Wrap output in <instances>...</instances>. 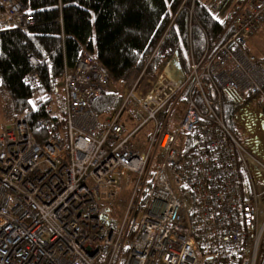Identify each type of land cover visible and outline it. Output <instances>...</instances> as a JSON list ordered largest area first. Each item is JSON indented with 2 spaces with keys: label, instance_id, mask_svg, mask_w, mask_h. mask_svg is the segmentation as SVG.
I'll use <instances>...</instances> for the list:
<instances>
[{
  "label": "built area",
  "instance_id": "2783aa9c",
  "mask_svg": "<svg viewBox=\"0 0 264 264\" xmlns=\"http://www.w3.org/2000/svg\"><path fill=\"white\" fill-rule=\"evenodd\" d=\"M184 6L190 18L202 7L226 39L191 59L187 76L174 57L149 77L147 58L126 80L120 108L100 125L90 108L109 79L83 54L73 72L64 70L63 131L50 107L35 124L41 140L11 117L0 134V264H264V183L253 178L262 177L264 163L229 134L222 113L228 92L264 101V61L244 49L264 23V0H183ZM32 24L19 0H0V33ZM29 62L38 66L33 57ZM26 81L38 85L36 75ZM179 99L183 114L170 134L164 114ZM130 103L138 126L124 137ZM150 123V144L141 152L129 140ZM155 153L154 182L141 203ZM119 183L131 192L114 222L109 207L119 199Z\"/></svg>",
  "mask_w": 264,
  "mask_h": 264
},
{
  "label": "trees",
  "instance_id": "16d2710c",
  "mask_svg": "<svg viewBox=\"0 0 264 264\" xmlns=\"http://www.w3.org/2000/svg\"><path fill=\"white\" fill-rule=\"evenodd\" d=\"M19 1L26 14L33 17V24L27 31L0 33V92L9 98L13 119L22 118L39 140L43 136L35 132V124L46 116V107L53 108V102L63 131L64 70L73 72L83 54L89 55L109 79L108 90L90 108L100 121L120 108L126 80L133 70L143 69L147 58L151 57L146 68L149 77L160 74L174 57L187 76L191 59L197 62L207 47L222 45L226 40L221 38L224 30L202 7H195L192 18L185 6L180 9L183 0ZM246 50L264 61V46ZM29 57L38 62L37 67L30 64ZM28 75H36V88L27 84ZM257 100L252 96L240 100L228 92L222 96V113L229 134L236 137V129L241 126L247 135L243 146L264 163V103L254 107ZM131 107L130 103L127 108ZM193 139H186L187 153L193 149ZM156 169L147 176L141 203L153 185ZM242 182L248 188L244 178ZM104 225L108 227L107 221ZM133 234V230L128 233L127 244ZM262 243L264 250V234Z\"/></svg>",
  "mask_w": 264,
  "mask_h": 264
},
{
  "label": "rangeland",
  "instance_id": "374dc122",
  "mask_svg": "<svg viewBox=\"0 0 264 264\" xmlns=\"http://www.w3.org/2000/svg\"><path fill=\"white\" fill-rule=\"evenodd\" d=\"M261 31H259L252 39H250L247 44L245 45L244 49L246 50V48H249L252 51H256V46H258V48H263L264 46V41H262L264 39V23L261 27ZM261 37H258V36ZM212 49V48H209ZM260 50V49H259ZM247 51V50H246ZM261 51V50H260ZM177 60V59H174ZM174 61V64L178 65V62ZM180 73H182L181 70H179ZM206 92H207V88H206ZM245 98L241 99L244 100ZM9 98L8 96L3 93L0 92V134L3 131V129L9 125L10 123H12L11 117H12V112L10 110V103H9ZM261 104L264 103V101L262 100H257L255 102L254 107H256L257 104ZM52 107L56 108L57 104L55 102L52 103ZM183 109H184V100L183 99H179V101L175 104V105H171L169 108L166 109L165 114H164V121H165V131L167 133H173L174 130L176 129L179 120L181 119V116L183 114ZM104 122V120H100V125H102ZM121 124L125 130L124 132V137L131 134L138 126V121L137 119H135L133 117V108H127L123 117H122V121ZM264 124V122H263ZM151 133H152V124H147L145 125L143 128H141L136 134L135 136H133L132 138H130L129 143L130 144H137L139 146V149L141 152H147L149 144H150V140H151ZM236 137H233L238 143L240 144H244L243 142L246 140V132L244 131V129L239 126L236 129ZM247 150V149H246ZM250 154H252L249 150H247ZM157 153H155V156L153 157L152 161H151V166L149 169L148 174L152 173L155 171L156 166H157ZM147 174V176H148ZM254 176H258L257 173H255ZM255 181H259V182H263L264 183V173L262 175V179L260 177H255ZM115 190L118 192L119 194V199L117 200V202L110 206V213L109 216L112 217L115 221H119L121 220L122 217V208L124 206H126V204L129 201V193L131 192V188H126L125 186H123L121 183H119V186L115 187ZM263 202L262 204L264 205V196L262 197Z\"/></svg>",
  "mask_w": 264,
  "mask_h": 264
},
{
  "label": "bare ground",
  "instance_id": "6f19581e",
  "mask_svg": "<svg viewBox=\"0 0 264 264\" xmlns=\"http://www.w3.org/2000/svg\"><path fill=\"white\" fill-rule=\"evenodd\" d=\"M148 68V67H147ZM121 91V90H120ZM121 94V93H120ZM121 96V95H120Z\"/></svg>",
  "mask_w": 264,
  "mask_h": 264
}]
</instances>
